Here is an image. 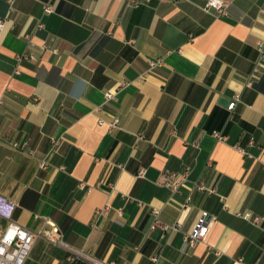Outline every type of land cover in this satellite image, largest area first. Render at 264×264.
<instances>
[{"label": "crops", "instance_id": "crops-1", "mask_svg": "<svg viewBox=\"0 0 264 264\" xmlns=\"http://www.w3.org/2000/svg\"><path fill=\"white\" fill-rule=\"evenodd\" d=\"M222 1L0 0V196L42 232L24 264H264V0Z\"/></svg>", "mask_w": 264, "mask_h": 264}, {"label": "built area", "instance_id": "built-area-1", "mask_svg": "<svg viewBox=\"0 0 264 264\" xmlns=\"http://www.w3.org/2000/svg\"><path fill=\"white\" fill-rule=\"evenodd\" d=\"M229 6V2H225L222 0H206L204 9L205 10H213L217 15H225L227 8ZM53 11V7L51 4H44L43 5V13L49 14ZM2 26V21H0V28ZM258 52H259V64L264 59V42H258L257 44ZM159 64V61H150L149 65L150 67H154ZM258 66H255L252 71V75L256 74L258 72ZM120 89V88H119ZM119 89H114L113 91H106L104 92V98L105 100H115L116 94L119 91ZM235 103L232 102L229 104L228 109H233ZM102 123V121H100ZM118 125V119L113 118L111 122L109 123L110 128H114ZM214 137L217 139H224L218 132L212 133ZM12 147L15 149L23 150L26 147V143L23 142L22 144H19L17 142L11 143ZM40 167L43 168L44 164L43 162L40 163ZM143 171H139L138 176H142ZM164 182L163 184L169 188H171L173 191L176 190L177 184L173 183L174 174L170 172H164L163 174ZM197 189L203 190L204 188L199 185L196 186ZM16 208V203L10 199H6L2 196H0V217L4 219L7 224L4 229L0 231V264H24L25 260L27 259L34 240L36 237H39L42 235V232H33L32 230L20 225L13 219V213ZM245 219L249 220L253 225L257 227H262V219L258 216H251V215H245ZM209 217L204 212L202 213L199 218L197 219L196 224L194 225V228L184 236V240L189 246H194V244L201 238H203L208 230V224H209ZM151 228H160L162 230H166L167 228H172V230H178V225L175 227H169L166 224L162 223L161 221H155L151 224ZM47 238L55 242L56 240L53 237L47 236ZM81 257L73 258V262L81 261ZM83 264H130L127 262L118 263L115 261H109V262H102L93 258H86L84 261H81Z\"/></svg>", "mask_w": 264, "mask_h": 264}, {"label": "water", "instance_id": "water-1", "mask_svg": "<svg viewBox=\"0 0 264 264\" xmlns=\"http://www.w3.org/2000/svg\"><path fill=\"white\" fill-rule=\"evenodd\" d=\"M220 103H222L223 105L227 106L228 105V102L227 101H220Z\"/></svg>", "mask_w": 264, "mask_h": 264}, {"label": "trees", "instance_id": "trees-1", "mask_svg": "<svg viewBox=\"0 0 264 264\" xmlns=\"http://www.w3.org/2000/svg\"><path fill=\"white\" fill-rule=\"evenodd\" d=\"M72 264H83L81 261H75V262H73Z\"/></svg>", "mask_w": 264, "mask_h": 264}]
</instances>
